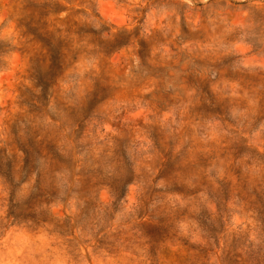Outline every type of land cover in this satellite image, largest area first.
<instances>
[{
    "label": "clouds",
    "instance_id": "9594fccd",
    "mask_svg": "<svg viewBox=\"0 0 264 264\" xmlns=\"http://www.w3.org/2000/svg\"><path fill=\"white\" fill-rule=\"evenodd\" d=\"M0 264H264V0H0Z\"/></svg>",
    "mask_w": 264,
    "mask_h": 264
}]
</instances>
